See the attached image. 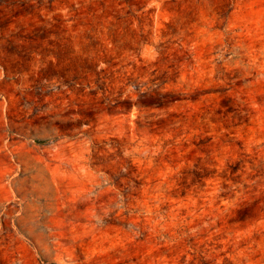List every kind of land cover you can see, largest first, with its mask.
Instances as JSON below:
<instances>
[{
    "label": "rangeland",
    "instance_id": "374dc122",
    "mask_svg": "<svg viewBox=\"0 0 264 264\" xmlns=\"http://www.w3.org/2000/svg\"><path fill=\"white\" fill-rule=\"evenodd\" d=\"M0 264H264V0H0Z\"/></svg>",
    "mask_w": 264,
    "mask_h": 264
}]
</instances>
